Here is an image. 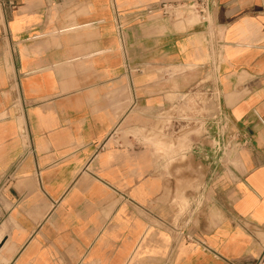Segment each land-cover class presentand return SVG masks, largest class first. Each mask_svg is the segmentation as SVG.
I'll use <instances>...</instances> for the list:
<instances>
[{"label":"crops","instance_id":"obj_1","mask_svg":"<svg viewBox=\"0 0 264 264\" xmlns=\"http://www.w3.org/2000/svg\"><path fill=\"white\" fill-rule=\"evenodd\" d=\"M0 264H264V0H0Z\"/></svg>","mask_w":264,"mask_h":264},{"label":"built area","instance_id":"obj_2","mask_svg":"<svg viewBox=\"0 0 264 264\" xmlns=\"http://www.w3.org/2000/svg\"><path fill=\"white\" fill-rule=\"evenodd\" d=\"M161 10L165 15H173L178 12H198L203 14L205 5L202 2L188 5H173ZM214 94L209 90H194L178 98V102L168 110L160 113L159 119L162 123V133L172 137L180 135L185 130L195 132L202 129L208 122H212L219 131L216 130V149H222L223 125L217 121V112L214 107ZM221 132V133H220ZM190 133V134H191Z\"/></svg>","mask_w":264,"mask_h":264},{"label":"rangeland","instance_id":"obj_3","mask_svg":"<svg viewBox=\"0 0 264 264\" xmlns=\"http://www.w3.org/2000/svg\"><path fill=\"white\" fill-rule=\"evenodd\" d=\"M189 17H192V18H196L197 19L198 16L195 13L194 14L193 13H190L189 14ZM190 133H191L190 130H185L180 135H178L177 137L174 136V138H172L169 135L170 138H172V140H168V142H166V143L171 148L174 145V143L176 144V142H177L176 147H180L181 149H185V146H186L185 143H187L185 140H187V138L190 136ZM194 134L200 135V130H197V131L195 130Z\"/></svg>","mask_w":264,"mask_h":264}]
</instances>
